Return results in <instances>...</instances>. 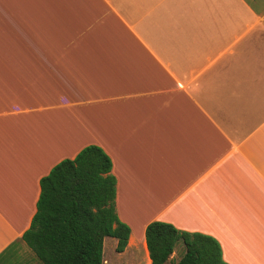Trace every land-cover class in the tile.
<instances>
[{
	"label": "crops",
	"instance_id": "0c3cea01",
	"mask_svg": "<svg viewBox=\"0 0 264 264\" xmlns=\"http://www.w3.org/2000/svg\"><path fill=\"white\" fill-rule=\"evenodd\" d=\"M88 145L112 161L120 256L151 264L160 220L264 264V0H0V256Z\"/></svg>",
	"mask_w": 264,
	"mask_h": 264
},
{
	"label": "trees",
	"instance_id": "16d2710c",
	"mask_svg": "<svg viewBox=\"0 0 264 264\" xmlns=\"http://www.w3.org/2000/svg\"><path fill=\"white\" fill-rule=\"evenodd\" d=\"M112 161L100 147H83L73 158L56 163L39 181L36 211L21 239L43 264H103L106 237L124 250L130 233L115 207ZM151 264H165L178 243L184 250L174 264H228L218 241L154 220L144 231Z\"/></svg>",
	"mask_w": 264,
	"mask_h": 264
},
{
	"label": "rangeland",
	"instance_id": "374dc122",
	"mask_svg": "<svg viewBox=\"0 0 264 264\" xmlns=\"http://www.w3.org/2000/svg\"><path fill=\"white\" fill-rule=\"evenodd\" d=\"M117 240L113 237H106L103 241L102 258L109 260L108 264H132L126 256H120L115 251ZM181 244L178 243V245ZM107 263V262H106ZM0 264H43L34 251L26 244L18 245L16 248L7 250L0 256Z\"/></svg>",
	"mask_w": 264,
	"mask_h": 264
}]
</instances>
